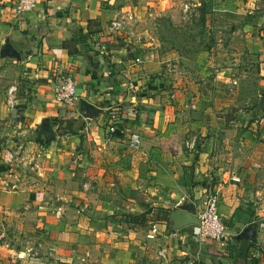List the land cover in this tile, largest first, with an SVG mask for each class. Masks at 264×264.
<instances>
[{
	"label": "crops",
	"instance_id": "obj_1",
	"mask_svg": "<svg viewBox=\"0 0 264 264\" xmlns=\"http://www.w3.org/2000/svg\"><path fill=\"white\" fill-rule=\"evenodd\" d=\"M200 1L206 21L234 32L195 57L147 31L160 15L177 25L174 0H37L22 15L0 0V264H264V104L257 117L251 105L264 94V0ZM123 11L136 14L138 38L108 32ZM59 66L100 109L93 117L81 101L56 102ZM135 132L138 150L127 144ZM207 191L234 235L224 255L171 220L128 227L147 205L199 209ZM250 224L256 239L241 238L252 243L237 258Z\"/></svg>",
	"mask_w": 264,
	"mask_h": 264
},
{
	"label": "built area",
	"instance_id": "obj_2",
	"mask_svg": "<svg viewBox=\"0 0 264 264\" xmlns=\"http://www.w3.org/2000/svg\"><path fill=\"white\" fill-rule=\"evenodd\" d=\"M193 1V0H192ZM191 0H183L184 12H189L192 7ZM37 0H15L13 3V10L16 14L22 15L31 12L35 9ZM137 16L133 11L118 12L108 25V32L112 35L127 34L129 37H137ZM107 52V47L102 46L100 54L104 55ZM140 62V58H137ZM59 73L55 77L54 96L57 103L66 107H75L79 101L80 96L77 90V82L74 77L59 66ZM10 103L12 97H9ZM114 130V128H112ZM128 146L132 149L138 150L141 146V135L138 132L132 133L128 139ZM190 149H195V141H188L186 143ZM264 201V191L262 195ZM200 217V224L192 226V234L196 236L200 244H206L209 240L214 241L221 249V255L226 254V251L234 240V235L229 232L225 223L219 215V197L217 194L211 193L206 196L198 209ZM258 228L264 229V207L262 213L258 215ZM158 232L157 224H153L148 237H155ZM264 248V243H263ZM264 250V249H263Z\"/></svg>",
	"mask_w": 264,
	"mask_h": 264
},
{
	"label": "rangeland",
	"instance_id": "obj_3",
	"mask_svg": "<svg viewBox=\"0 0 264 264\" xmlns=\"http://www.w3.org/2000/svg\"><path fill=\"white\" fill-rule=\"evenodd\" d=\"M177 4L175 5L177 10L174 12L175 14V19L177 20V25H174L173 22L171 21V18L168 16H157L154 21L153 24L151 26V30L149 31V29H147L148 33L150 36H153L155 38H157L158 40H160L158 43H160L162 41V47H169L171 46V44L173 45V47L177 48L179 51L182 50H187V53L189 54H194V56L196 57V55L198 54L200 55L201 51V47L204 48V50H211L212 47L215 44L214 38L215 36H222L224 38V40L227 38V41L229 42L231 35L233 34L234 30L233 28L229 25V24H221L220 19L217 20V17L213 14L209 21L203 22V18L202 16L205 13V9L208 7V2H203L205 5H203L202 1H200L198 3V0H191L193 4H196L193 9V6L191 7V10L189 12H184L181 9V0H174ZM183 4V3H182ZM200 4V5H198ZM184 12V13H183ZM207 12H211L210 10ZM215 16V17H214ZM138 31V27L136 28ZM146 31V29H145ZM147 33V34H148ZM172 36V37H171ZM234 36V35H233ZM171 37V38H169ZM177 39V42H168L167 44V39L170 41H173L172 39ZM223 40V42H224ZM205 41L204 44H201V42ZM222 42V44H223ZM227 45V44H226ZM229 45V43H228ZM153 46L150 45V47ZM223 47H227V46H222ZM211 48V49H210ZM164 49V48H163ZM190 57V56H189ZM202 58V57H200ZM194 60V59H193ZM192 59L190 60L191 63L189 64H193L194 62L197 61L194 60V62ZM169 61V60H168ZM182 62L181 58L174 61V63H179ZM253 67H257V64L254 63ZM164 72V71H163ZM241 78H245L244 76H241ZM253 95L255 96L254 99V104L253 105V109H257L256 111H254L255 116H261L262 115V111L260 110V108L263 106L264 104V94H262L261 96H258L257 93H253ZM262 98V99H261ZM249 101V100H248ZM252 103V102H251ZM250 105V106H251ZM243 108V107H242ZM174 139V140H173ZM171 141L172 144H175L177 149H182V141L181 139H179V137H174ZM210 186V184H209ZM204 198L206 196L209 195V191H207L206 193H204ZM145 196L143 195V198Z\"/></svg>",
	"mask_w": 264,
	"mask_h": 264
},
{
	"label": "water",
	"instance_id": "obj_4",
	"mask_svg": "<svg viewBox=\"0 0 264 264\" xmlns=\"http://www.w3.org/2000/svg\"><path fill=\"white\" fill-rule=\"evenodd\" d=\"M80 111L84 112L85 116L93 117L95 110L99 111L93 104L88 103L87 100H80ZM96 108V109H95ZM169 218L172 222L174 230L200 224V217L198 215V208L194 200L189 201L185 199L183 202L173 207L170 211ZM246 238L249 240L256 239V232L253 224H250L243 232H241L237 239Z\"/></svg>",
	"mask_w": 264,
	"mask_h": 264
},
{
	"label": "trees",
	"instance_id": "obj_5",
	"mask_svg": "<svg viewBox=\"0 0 264 264\" xmlns=\"http://www.w3.org/2000/svg\"><path fill=\"white\" fill-rule=\"evenodd\" d=\"M203 22L206 21L205 16H202ZM157 108H153L156 110ZM192 175H189L187 178V184L190 185L193 183ZM170 208H165L161 206H150L147 205L144 208V211L141 214H129L127 216L128 227L133 230L147 231L151 223L159 221H170ZM192 227V226H191ZM237 245L235 246L238 250V253L235 257L245 259L247 257L246 253L251 245V241L245 239H236Z\"/></svg>",
	"mask_w": 264,
	"mask_h": 264
}]
</instances>
